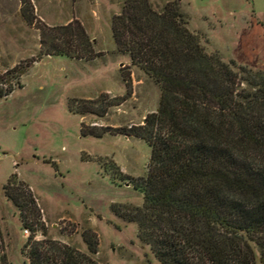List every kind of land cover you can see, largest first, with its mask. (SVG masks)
<instances>
[{
  "label": "rangeland",
  "instance_id": "374dc122",
  "mask_svg": "<svg viewBox=\"0 0 264 264\" xmlns=\"http://www.w3.org/2000/svg\"><path fill=\"white\" fill-rule=\"evenodd\" d=\"M126 2L0 0V70L37 60L22 76L23 88L0 101V259L7 264H29L24 250L32 233L5 193L14 173L41 208L46 227L38 224L36 239L45 238L46 228L47 237L86 252L89 231L99 241L95 258L101 264H159L140 241L137 223L114 212L124 215L143 205L135 185L147 177L151 158L145 140L120 130L144 124L161 97L158 84L114 41L112 20ZM149 2L157 10L179 2L188 28L202 37L209 53L264 71V0ZM73 19L84 24L97 57H40L41 27Z\"/></svg>",
  "mask_w": 264,
  "mask_h": 264
},
{
  "label": "trees",
  "instance_id": "16d2710c",
  "mask_svg": "<svg viewBox=\"0 0 264 264\" xmlns=\"http://www.w3.org/2000/svg\"><path fill=\"white\" fill-rule=\"evenodd\" d=\"M23 16L33 23L26 10ZM41 31L40 57L98 55L78 19ZM112 32L118 49L161 91L157 111L144 124L120 130L151 147L148 175L135 185L143 205L114 212L137 223L140 241L159 264H264V71L209 53L179 2L157 10L149 0H127ZM35 61L0 70V101L23 88L21 78ZM4 188L32 232L24 250L29 264H101L92 232L84 234L86 252L47 237L46 228L45 238L36 239L45 220L18 173ZM0 261L7 264L3 256Z\"/></svg>",
  "mask_w": 264,
  "mask_h": 264
}]
</instances>
